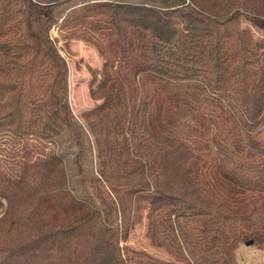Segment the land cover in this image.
Instances as JSON below:
<instances>
[{
    "label": "trees",
    "instance_id": "16d2710c",
    "mask_svg": "<svg viewBox=\"0 0 264 264\" xmlns=\"http://www.w3.org/2000/svg\"><path fill=\"white\" fill-rule=\"evenodd\" d=\"M74 1L0 0V143L18 160L0 165V264H237L264 244V38L240 25L264 30V0ZM60 39L101 59L78 115ZM64 131L79 189L36 146ZM156 200L173 261L127 244Z\"/></svg>",
    "mask_w": 264,
    "mask_h": 264
},
{
    "label": "rangeland",
    "instance_id": "374dc122",
    "mask_svg": "<svg viewBox=\"0 0 264 264\" xmlns=\"http://www.w3.org/2000/svg\"><path fill=\"white\" fill-rule=\"evenodd\" d=\"M74 2H77L76 0ZM62 8V7H61ZM59 9L60 12L64 10ZM240 25L243 28H248L251 35L256 38H264V30L258 29L251 25L243 17L240 18ZM55 36V31H52ZM62 40H58L60 53L65 58L68 66L67 78V97L69 106L72 112L78 115L79 112L93 107L99 102V99L93 98L88 93L89 81L96 79L98 75L92 74V70H99L101 59L97 55L93 46L77 39H70L66 46H62ZM64 47V48H63ZM66 48V49H65ZM95 84V82H94ZM92 84V86H94ZM54 144L55 148H50ZM0 165L7 171L15 169L18 160H10L14 154L12 143H0ZM37 148L42 152L49 150L56 152L61 156L66 169L69 186L79 189L77 176L75 173L74 162L72 156L75 153V146L71 142V136L64 131L55 141V143L46 144L36 143ZM3 147V148H2ZM7 149L8 151H5ZM11 151V152H10ZM18 157V152H15ZM85 172L88 169L95 170V163L92 160L91 150L85 154V159L82 161ZM78 190H75L77 192ZM162 200L151 201L141 210V218L138 222H134L130 226L127 244L133 248L143 249L161 259L173 261L172 253L168 246L163 241L160 233L157 231L154 221V213L161 206ZM115 242L122 244L117 237ZM237 264H264V244L258 245L251 243L249 245H240L236 251Z\"/></svg>",
    "mask_w": 264,
    "mask_h": 264
},
{
    "label": "water",
    "instance_id": "95a60500",
    "mask_svg": "<svg viewBox=\"0 0 264 264\" xmlns=\"http://www.w3.org/2000/svg\"><path fill=\"white\" fill-rule=\"evenodd\" d=\"M251 243H252V240L249 239V240H246V241L244 242V245H249V244H251Z\"/></svg>",
    "mask_w": 264,
    "mask_h": 264
}]
</instances>
